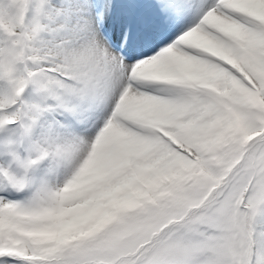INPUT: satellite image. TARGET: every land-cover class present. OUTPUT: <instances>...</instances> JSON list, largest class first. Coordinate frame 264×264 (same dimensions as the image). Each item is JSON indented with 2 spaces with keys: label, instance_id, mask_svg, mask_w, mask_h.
Here are the masks:
<instances>
[{
  "label": "snow or ice",
  "instance_id": "obj_1",
  "mask_svg": "<svg viewBox=\"0 0 264 264\" xmlns=\"http://www.w3.org/2000/svg\"><path fill=\"white\" fill-rule=\"evenodd\" d=\"M0 264H264V0H0Z\"/></svg>",
  "mask_w": 264,
  "mask_h": 264
}]
</instances>
